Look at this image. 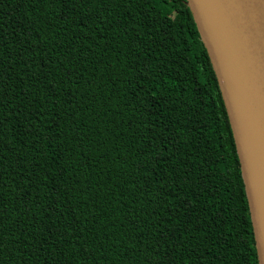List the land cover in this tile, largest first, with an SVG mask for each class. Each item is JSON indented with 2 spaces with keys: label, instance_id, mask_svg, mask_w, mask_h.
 <instances>
[{
  "label": "trees",
  "instance_id": "trees-1",
  "mask_svg": "<svg viewBox=\"0 0 264 264\" xmlns=\"http://www.w3.org/2000/svg\"><path fill=\"white\" fill-rule=\"evenodd\" d=\"M186 0H0V264H258Z\"/></svg>",
  "mask_w": 264,
  "mask_h": 264
},
{
  "label": "water",
  "instance_id": "water-1",
  "mask_svg": "<svg viewBox=\"0 0 264 264\" xmlns=\"http://www.w3.org/2000/svg\"><path fill=\"white\" fill-rule=\"evenodd\" d=\"M225 105L264 264V0H186Z\"/></svg>",
  "mask_w": 264,
  "mask_h": 264
}]
</instances>
